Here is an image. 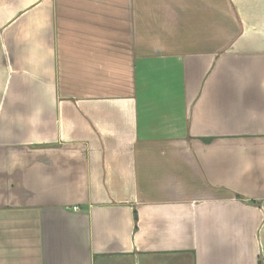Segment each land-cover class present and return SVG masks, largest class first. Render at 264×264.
<instances>
[{
	"label": "crops",
	"instance_id": "obj_1",
	"mask_svg": "<svg viewBox=\"0 0 264 264\" xmlns=\"http://www.w3.org/2000/svg\"><path fill=\"white\" fill-rule=\"evenodd\" d=\"M0 264H264V0H0Z\"/></svg>",
	"mask_w": 264,
	"mask_h": 264
},
{
	"label": "built area",
	"instance_id": "obj_2",
	"mask_svg": "<svg viewBox=\"0 0 264 264\" xmlns=\"http://www.w3.org/2000/svg\"><path fill=\"white\" fill-rule=\"evenodd\" d=\"M74 210L78 211V210H79V208H78V207H76V208H74Z\"/></svg>",
	"mask_w": 264,
	"mask_h": 264
}]
</instances>
